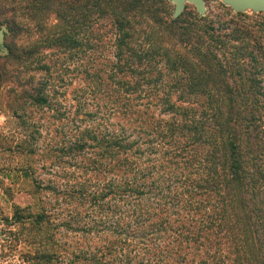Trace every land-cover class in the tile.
Wrapping results in <instances>:
<instances>
[{
	"label": "trees",
	"instance_id": "obj_1",
	"mask_svg": "<svg viewBox=\"0 0 264 264\" xmlns=\"http://www.w3.org/2000/svg\"><path fill=\"white\" fill-rule=\"evenodd\" d=\"M8 2L0 0L6 60L26 72L36 66V85L29 76L22 92L35 107L48 108L57 67L65 69V82L89 76L74 60L92 48L91 39H101L92 25L108 22L114 30L113 68L126 78L117 83L124 92L114 99L116 129L87 127L65 149L89 156L84 181L65 197L112 235L107 249L114 260L84 252L81 261L264 264L260 40L244 28L220 35L198 15L191 23L183 13L173 19L169 0H13V11ZM50 17L55 24L47 28ZM23 18L35 22L36 39L17 48L8 39L25 32L16 21ZM140 19L147 29L141 40ZM49 57L55 61L48 63ZM0 73L2 83L6 63ZM25 212L17 209L7 222L16 229L7 237L29 248L24 263L39 264L47 222Z\"/></svg>",
	"mask_w": 264,
	"mask_h": 264
},
{
	"label": "rangeland",
	"instance_id": "obj_2",
	"mask_svg": "<svg viewBox=\"0 0 264 264\" xmlns=\"http://www.w3.org/2000/svg\"><path fill=\"white\" fill-rule=\"evenodd\" d=\"M12 2L7 4L9 11L14 10ZM170 7L173 10L171 3ZM193 15H198L195 7L187 5L183 19L191 23ZM202 18L201 24L220 35L237 28L247 29L264 47L263 14H236L218 1L206 0ZM16 21L25 25L26 33L8 39V43L27 47L36 39V24L28 18ZM138 22L141 40L146 36V21ZM46 24L47 28L54 25L53 17ZM90 31L94 36L100 34L101 39H91L92 48L74 60L82 66L76 62L78 69H86L89 76H70L65 82V69L57 67L53 75L57 82L49 93L48 108L35 107L22 96L29 76L36 85V66L26 72L20 64L4 61L9 74L0 84V264H26L23 261L29 248L23 244L15 246L7 237L8 231H16L15 226L8 228L6 224L13 221L17 209H24L33 217L43 215L47 222L40 233L46 247L36 254L39 264H87L81 261L84 252L91 258L114 260L107 249L114 239L112 235L100 232L94 224L98 221L85 217L86 209L65 197L69 189H76L84 181L89 157L67 154L65 149L80 140V132L87 127L99 132L116 129L114 99L124 92L117 83L126 79L113 68L115 36L111 24L96 22ZM47 61L53 63L55 58ZM260 79L264 96V74ZM260 102L264 105V98ZM154 111L159 113L158 109Z\"/></svg>",
	"mask_w": 264,
	"mask_h": 264
},
{
	"label": "water",
	"instance_id": "obj_3",
	"mask_svg": "<svg viewBox=\"0 0 264 264\" xmlns=\"http://www.w3.org/2000/svg\"><path fill=\"white\" fill-rule=\"evenodd\" d=\"M205 1L206 0H169L173 5L172 18L177 19L185 11L187 5H192L199 17H203L205 13ZM222 3L225 7L231 9L234 13H256L264 15V0H213ZM7 29L5 26L0 27V48L3 49L4 53H7V49L4 44L5 34Z\"/></svg>",
	"mask_w": 264,
	"mask_h": 264
},
{
	"label": "flooded vegetation",
	"instance_id": "obj_4",
	"mask_svg": "<svg viewBox=\"0 0 264 264\" xmlns=\"http://www.w3.org/2000/svg\"><path fill=\"white\" fill-rule=\"evenodd\" d=\"M1 27V26H0ZM4 44L6 46V39L4 40ZM7 49V53L6 54H2L0 55V68L2 66V64L4 63V61L8 58V56L10 55V51L8 50V47L6 46ZM0 53H4L3 49L0 48ZM1 80H2V75L0 73V84H1Z\"/></svg>",
	"mask_w": 264,
	"mask_h": 264
}]
</instances>
